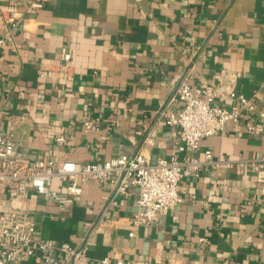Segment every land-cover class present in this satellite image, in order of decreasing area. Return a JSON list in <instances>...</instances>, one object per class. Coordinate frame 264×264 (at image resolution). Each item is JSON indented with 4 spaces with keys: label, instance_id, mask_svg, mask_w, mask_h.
<instances>
[{
    "label": "crops",
    "instance_id": "1",
    "mask_svg": "<svg viewBox=\"0 0 264 264\" xmlns=\"http://www.w3.org/2000/svg\"><path fill=\"white\" fill-rule=\"evenodd\" d=\"M31 0H0V5ZM0 50V135L15 134L17 160L89 163L140 150L150 161L182 155L180 128L161 111L181 80L195 88L224 75L264 107V0H43ZM66 50L74 79L41 76ZM235 78H233V75ZM173 108L176 105H172ZM91 120L92 128L84 127ZM64 136L65 142L57 138ZM150 137L153 142L148 143ZM215 159H250L264 151V119L250 133L229 123L202 142ZM68 179L53 188L66 191ZM183 202L137 234V188L113 193L99 182L78 197L47 200L30 190L26 209L44 239L78 245L91 236L90 259L136 264H264V189L250 162L221 178L209 169L181 181ZM4 196L0 207L7 209ZM101 218L106 224L99 223ZM203 238L204 240H200ZM65 258L55 252L51 264ZM26 257L21 264H35Z\"/></svg>",
    "mask_w": 264,
    "mask_h": 264
},
{
    "label": "built area",
    "instance_id": "2",
    "mask_svg": "<svg viewBox=\"0 0 264 264\" xmlns=\"http://www.w3.org/2000/svg\"><path fill=\"white\" fill-rule=\"evenodd\" d=\"M43 7V0L0 5V50L16 47V31L24 25L28 13ZM61 58L64 63L54 59L55 63L41 76H53L70 84L74 79L72 54L64 50ZM254 97H260L259 93ZM255 99L237 92L224 75L213 83L195 88L189 81V75H185L168 106L161 111L166 125L180 128L179 149L184 153L160 157L156 161H150L140 150L89 163H59L51 158L20 161L13 152L15 147L23 146L24 141L15 134L0 135V203L4 196L8 200L6 210L0 207V264H21L26 257H35V264H51L55 252L65 258L60 264H84L90 259L91 236L78 245H72L68 242L58 244L39 235L37 223L26 209L30 190L47 200H63L68 196H80L85 184L99 182L113 193L110 202L114 204L118 195L128 196L132 188H137L138 211L130 221L134 228L130 235L135 236L140 226H150L161 216L174 212L184 200L181 181L190 176H200L204 170L209 169L214 178H221L228 169L240 166L246 170L252 162L264 189V151L250 159H215L210 148L204 151L203 156L198 154L202 142L224 132L229 123H241L248 132L254 133L259 120L264 119V107ZM83 124L87 129L93 126L91 120ZM57 141L65 142L64 136H59ZM146 141L153 142L150 137ZM58 176L68 179L64 193L53 188V180ZM106 222L103 218L99 220L101 224ZM99 263L113 264L108 257ZM114 264L136 263L117 258Z\"/></svg>",
    "mask_w": 264,
    "mask_h": 264
}]
</instances>
